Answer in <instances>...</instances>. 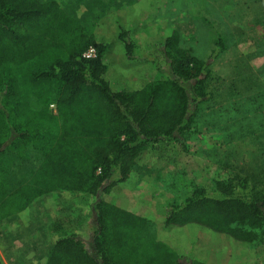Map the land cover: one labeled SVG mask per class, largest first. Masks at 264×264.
I'll return each instance as SVG.
<instances>
[{"label":"trees","instance_id":"obj_1","mask_svg":"<svg viewBox=\"0 0 264 264\" xmlns=\"http://www.w3.org/2000/svg\"><path fill=\"white\" fill-rule=\"evenodd\" d=\"M151 6L132 2L83 34L55 0H0V221L55 191L95 200L87 232L57 239L44 264H249L250 246L264 239V181L245 158L212 187L153 199V234L144 200L125 193L137 183L139 160L178 164L175 141L212 99L207 67L227 48L216 33L202 59L176 30L141 27ZM155 43L169 76L134 55ZM89 47L95 55L86 58ZM225 108L222 132L230 122L244 135L264 127L260 112L239 124L238 109ZM214 116L219 122L222 113ZM237 138L264 145L258 136Z\"/></svg>","mask_w":264,"mask_h":264},{"label":"rangeland","instance_id":"obj_2","mask_svg":"<svg viewBox=\"0 0 264 264\" xmlns=\"http://www.w3.org/2000/svg\"><path fill=\"white\" fill-rule=\"evenodd\" d=\"M55 1L65 13L77 19L83 34L91 33L99 18L138 2ZM153 1L155 6H151L150 15L140 20L141 27L156 23L176 30L181 44L202 59L210 55L216 33L225 38L227 48L207 67L212 99L194 113L185 137L175 141L180 150L178 164L151 168L144 160H139L137 183L125 191L133 199L144 200L141 214L150 222L151 234L155 231L152 200L161 198L162 193L179 200L194 187H212L215 180L232 178L233 165L241 163V158L247 159L245 166H253L260 181H264V160H261L264 152L260 151L258 139L237 138L258 136L264 139V127L247 132V135L234 128V122L229 123L230 133L221 129L228 118L227 105L240 112L239 124L243 115L246 114L247 119L253 117L252 112H260L264 118V0ZM143 4L136 6L139 14L145 13L149 7ZM159 51L160 44L155 43L136 48L134 55L155 62L169 76L165 59L156 54ZM218 112L222 113L219 122L214 116ZM245 122L246 119L242 120V123ZM261 149L264 150V145ZM260 187L263 189V186ZM94 201L86 193L63 191L38 197L9 221V229L15 230V245L10 247L11 259L5 262L0 258V264H39V260L42 263L57 236H65L72 230L87 232L91 221L90 206ZM250 250L253 258L249 264H264V239L255 242ZM33 254L35 258L37 255L42 257L32 261Z\"/></svg>","mask_w":264,"mask_h":264},{"label":"crops","instance_id":"obj_3","mask_svg":"<svg viewBox=\"0 0 264 264\" xmlns=\"http://www.w3.org/2000/svg\"><path fill=\"white\" fill-rule=\"evenodd\" d=\"M15 216L16 215H11V216L0 221V258L2 260H4L5 262H8L9 259H11L10 254H9L10 247L15 245V230L12 231L9 229V228H11L9 221L11 220V218H14ZM24 231H26V230L24 229ZM72 231H73L72 233L77 232V230H72ZM61 237H63V235L60 237L57 236L54 239V241L52 242L51 246L55 243V241L57 239H59ZM51 246H50V248H51ZM50 248L45 253V255H44L45 258L43 259V262L41 263L39 260V264L45 263V260L47 258V255H48ZM40 257H42V255H37V258H35L34 254H33L32 255V261H34L33 258L37 261Z\"/></svg>","mask_w":264,"mask_h":264},{"label":"built area","instance_id":"obj_4","mask_svg":"<svg viewBox=\"0 0 264 264\" xmlns=\"http://www.w3.org/2000/svg\"><path fill=\"white\" fill-rule=\"evenodd\" d=\"M94 55H95V50L92 47H89L83 54V56L86 58L93 57ZM50 107L54 109V106L52 104Z\"/></svg>","mask_w":264,"mask_h":264}]
</instances>
